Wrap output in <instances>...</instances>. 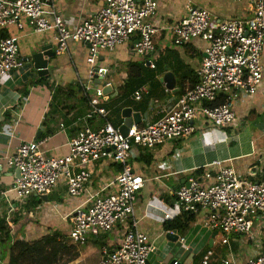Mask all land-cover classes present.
<instances>
[{
	"label": "built area",
	"instance_id": "built-area-1",
	"mask_svg": "<svg viewBox=\"0 0 264 264\" xmlns=\"http://www.w3.org/2000/svg\"><path fill=\"white\" fill-rule=\"evenodd\" d=\"M232 1H247L251 16L217 20L206 9L189 6L188 14L170 28L174 46L181 47L194 40L205 43V57L197 72V81L179 96L175 108L163 118L146 125H133L128 135H124L108 121L104 88L112 87L107 81L112 70L100 65V58L136 36L138 40L133 48L138 57L148 59L156 55L154 38L158 29L151 20L158 11V3L155 0H104V6L96 14L70 29L58 13L54 0H0V31L12 27L23 30L26 23L36 34L53 31L58 55L68 51L70 41L81 43L88 49L86 61L90 67L87 80H78L89 110L77 119L76 124H82V129L69 141L68 153L47 156L43 149L45 142L34 140L21 141L4 157L7 165L19 172L14 183L1 193L9 207L8 214L19 210L13 207L10 194L19 201L46 196L62 180L66 181L67 197H81L92 179L89 166L100 161L112 162L121 166V171L109 185L111 191L91 195L86 206L71 215L68 239L81 245L95 230L111 233L122 226L118 247H102L99 264H147L155 246L153 239L139 229L135 217L140 192L146 185L145 178L133 167L139 152L189 139L197 131L194 121L199 117L211 128L231 127L236 122L237 103L243 97L257 94L263 81L264 0ZM47 5L50 13L45 10ZM145 63L151 69L156 68L151 61ZM24 68L18 37L1 38L0 80ZM147 93V87H142L134 93L133 99L140 102ZM27 101L25 97L20 98L21 103ZM219 101L222 102L216 104ZM98 118L105 124L93 129L90 123ZM6 136L11 141L15 138V134ZM211 167H216L217 171L212 172L208 167L201 176L190 179L188 186L174 191L176 210L173 213L151 201L148 210L160 214L162 224L185 213L197 215L204 211L203 227L221 234L224 245L229 244L230 235L255 240L257 227L264 228V171L259 180L250 181L226 162L216 161ZM8 224L12 226L9 221ZM180 241L185 243L183 238ZM258 247V252L245 264H264V243L259 242ZM214 256L215 252L208 250L201 264H211ZM219 264H236V260L230 257Z\"/></svg>",
	"mask_w": 264,
	"mask_h": 264
},
{
	"label": "crops",
	"instance_id": "crops-1",
	"mask_svg": "<svg viewBox=\"0 0 264 264\" xmlns=\"http://www.w3.org/2000/svg\"><path fill=\"white\" fill-rule=\"evenodd\" d=\"M57 11L70 29L76 28L84 19L96 14L103 6L104 0H54ZM158 11L151 22L157 27L158 34L154 38L157 54L148 59L138 57L134 52V45L138 37L132 38L126 44L118 46L113 52L101 55L100 65L109 66L112 74L108 82L112 89L106 96L109 111L108 121L113 125L124 123L123 110L132 109L133 113H139L142 125L155 122L175 108L178 92L182 88L186 91L197 81V72L205 57L206 45L201 40H194L181 47L174 46L171 42L170 28L188 14L189 6L208 10L217 20L229 18L250 17L252 10L247 1L234 2L232 0H155ZM47 13L51 12L49 5L45 7ZM25 23V22H24ZM15 36L19 39L20 58L25 62V68L0 80V216L12 224V232L20 231L18 238L24 241L40 240L54 233H60L58 240L67 238L72 228L70 217L78 209L86 206L91 195L102 190L110 192L109 185L119 173V165L109 161H100L90 165L92 179L87 191L79 199L69 198L66 195V181L60 184L48 195L29 198L19 201L12 193L9 195L13 201V207L19 210L8 214L9 207L1 193L8 189L16 179V170L10 168L4 157L12 153L13 149L21 142L43 140V149L47 156L59 157L69 151L68 143L77 136L82 129V124H76L77 119L85 115L89 106L76 92L75 85L78 80H87L89 65L87 64L88 49L81 43L69 42L67 52L58 55L56 34L47 32L36 34L25 24L23 30L16 27L2 34ZM43 47H52L55 57L47 58L51 75L40 76L34 69L33 57ZM150 61L161 65L164 71L156 73L159 81L157 93L150 96V89L154 88L150 76L158 68H148L145 63V79L140 88L147 87L148 93L143 100L147 102L146 111H140L139 103L131 97L119 100L120 87L130 80L129 66L132 63ZM172 73L175 77L176 91L167 92L166 85L161 79L166 73ZM43 80V81H41ZM63 90V94L53 99L56 89ZM138 88L137 90H139ZM74 91V94L67 93ZM136 90V91H137ZM135 91V92H136ZM77 93V95H76ZM168 93V94H165ZM27 98L26 103H21L20 98ZM129 103L122 108L123 103ZM20 104V105H19ZM20 106V107H19ZM236 122L226 129L211 128L202 118H197L194 125L196 133L186 140H176L158 146L156 149L146 152V155L133 162L136 173L146 180L145 188L140 192L135 217L139 223V229L148 234L154 242L155 251L151 254L149 263L158 264L159 258H165L173 253L174 258L180 259L188 252L187 264H201L202 258L208 250L215 252L211 264H219L221 260L233 257L236 264H245L248 258L258 252V243H264L261 234L262 226L255 230L256 239L239 235H230L229 244H223L221 234L212 232L203 227L206 213L201 211L196 215L194 222L185 232H178L180 239L177 243L168 240V232L164 230V224L160 222L161 216L155 210H148V203L162 208L171 206L174 210V191L180 188L190 179L196 176L198 171L216 172V167H211L216 161L226 162L237 173L248 180L257 181L264 171V77L257 94L243 97L235 107ZM103 119H96L90 123L93 129L104 126ZM63 125V127H62ZM206 132V137H203ZM6 134H15L11 141ZM152 160L146 164V160ZM257 168L254 178L252 169ZM203 174V173H202ZM148 213V216H146ZM9 217V218H8ZM19 219L17 225L15 220ZM122 226L114 232L102 233L93 231L88 235L85 248L80 249L76 244L67 243L66 246L75 247L76 257L69 264H99L102 259L101 249L104 246L117 248L122 235ZM92 241L93 245H89ZM1 264H9L8 254H2L0 248ZM62 264H66L63 262ZM68 264V263H67Z\"/></svg>",
	"mask_w": 264,
	"mask_h": 264
},
{
	"label": "trees",
	"instance_id": "trees-1",
	"mask_svg": "<svg viewBox=\"0 0 264 264\" xmlns=\"http://www.w3.org/2000/svg\"><path fill=\"white\" fill-rule=\"evenodd\" d=\"M1 37L6 38L8 37V35L7 33H5L2 34ZM155 67L158 68V71L152 72L150 76L147 77L150 78L152 85H154V88L150 89L151 91L149 97L155 96L160 85L159 81L156 80V73L164 71V68L161 65H157ZM148 68L145 67V63L141 61L132 63L129 66V75L131 78L127 84L120 87L121 95L119 100L126 101L127 97H131L132 95H134L135 91L140 88L143 83L146 82L145 79H141L140 77L141 75L145 74V71ZM72 89H76V92L80 95V98L83 99L84 102L87 101V99L83 96L82 90L80 89L79 85H75V88ZM70 92L74 94V91L72 90L68 91L67 93ZM184 93V89H179V96L183 95ZM62 94L63 90L59 88L56 89V91L53 93V99L57 100V97ZM221 102L222 101H219L216 104ZM128 104L129 103L124 102L122 108L126 107ZM105 105L108 106V103L106 102ZM139 106L141 109L140 111L144 112L147 109V102L142 101L139 103ZM114 126L118 128L119 124ZM146 152L148 151L141 150L140 158L143 157V155H146ZM151 161L152 160L147 159L146 164H150ZM120 171L121 166L119 167V172ZM202 173L203 171H198L195 177L201 176ZM195 218V214L185 213L174 221L165 222L163 225L164 230L185 232L190 227L191 223L194 222ZM18 222L19 219L15 220V225H17ZM15 233L16 232H12V228H10L6 217L0 216V248L2 249V254H8L9 264H62L63 262L67 264L69 263V261H73L76 257L75 247L66 246L68 243V237L63 239V241H65L64 243L62 242V240H58L61 236L60 233H54L35 241H24L20 240L18 237L14 240L13 237ZM261 234L264 236V228L262 229Z\"/></svg>",
	"mask_w": 264,
	"mask_h": 264
},
{
	"label": "water",
	"instance_id": "water-1",
	"mask_svg": "<svg viewBox=\"0 0 264 264\" xmlns=\"http://www.w3.org/2000/svg\"><path fill=\"white\" fill-rule=\"evenodd\" d=\"M56 53L53 52L52 47H43L39 52L34 54L33 57V63H34V69L38 71V74L40 76H47L51 75L52 70L49 68V60L47 58L55 57ZM161 82L166 85V88L169 91H176V84H175V77L172 73L168 72L164 75V77L161 79ZM98 84L100 82H97ZM112 88H104V93L106 96L109 94L110 90ZM124 123L120 126L119 130L122 134L128 135L129 129L133 125H140L142 122V118L139 113H133L132 109L126 108L123 110L122 113ZM257 168L252 169L251 175L254 178V173L256 172ZM16 177H19V172H16ZM186 186H188V183H186ZM42 199H45L44 196L41 197ZM20 231H17L14 235V240L18 237ZM167 238L169 241L173 243L178 242V236L176 234H168ZM189 253V252H188ZM185 254L180 259L174 258L173 253L167 255L165 258H159L157 261L158 264H187V257L189 256ZM147 264H150L149 262Z\"/></svg>",
	"mask_w": 264,
	"mask_h": 264
},
{
	"label": "rangeland",
	"instance_id": "rangeland-1",
	"mask_svg": "<svg viewBox=\"0 0 264 264\" xmlns=\"http://www.w3.org/2000/svg\"><path fill=\"white\" fill-rule=\"evenodd\" d=\"M31 198H33V197H31ZM71 198V197H70ZM80 197H76V198H73V199H79ZM30 200V199H29ZM166 207V206H165ZM171 213H173L175 210H176V208L174 209V210H172V208H171V206L170 205H168V207H166ZM107 234V233H106ZM68 239V238H67ZM88 240V239H87ZM68 243H71V241L68 239V241H67ZM89 245H91V247H97L96 245H93V243H92V241H90V237H89ZM77 246V248H78V245H76ZM79 248L80 249H83V248H85L84 246H79Z\"/></svg>",
	"mask_w": 264,
	"mask_h": 264
}]
</instances>
